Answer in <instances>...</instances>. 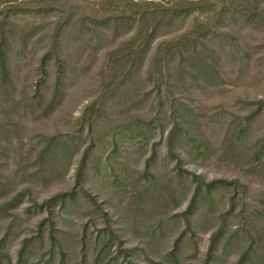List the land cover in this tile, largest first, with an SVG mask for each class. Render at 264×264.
Wrapping results in <instances>:
<instances>
[{"label":"rangeland","instance_id":"obj_1","mask_svg":"<svg viewBox=\"0 0 264 264\" xmlns=\"http://www.w3.org/2000/svg\"><path fill=\"white\" fill-rule=\"evenodd\" d=\"M176 1L0 0V264H264V0Z\"/></svg>","mask_w":264,"mask_h":264},{"label":"trees","instance_id":"obj_2","mask_svg":"<svg viewBox=\"0 0 264 264\" xmlns=\"http://www.w3.org/2000/svg\"><path fill=\"white\" fill-rule=\"evenodd\" d=\"M184 3H187L186 1H184V0H180V1H176V2H173L172 3V6H170V8H165V9H162L163 7L162 6H160V7H157V9L155 10V11H152V12H149L148 11V9H147V7H144V10H143V12H141L142 14H136V13H133V15H131L130 17V19L132 20V22L133 21H136V22H143V23H141V26H140V29L139 30H143V28L142 27H144L145 29H147V27L149 26V25H147V21L148 20H155L156 21V19H157V17H160V18H164V17H166V18H168V19H170V17H175V16H177V12H179V11H177V8L176 7H178V5H181V4H184ZM147 5H150V3L148 4V3H146V6ZM191 5V4H190ZM13 8H15V7H12L11 5H8V7H6V8H4V7H2L1 9H0V16L1 15H3V18L5 17V19H6V17L8 16V14H10V12L12 11V10H16V9H13ZM190 9L191 8H189V10H187V13L190 11ZM123 15V14H122ZM121 15V16H122ZM137 15V16H136ZM114 17V18H112L111 19V21H110V19L108 20V22H112V23H114L115 25H116V23H118L119 21L122 23V22H124V19H125V17ZM138 17V18H137ZM2 18V21H0V36H1V39H0V48H2V46L3 45H6V43L8 42V39L10 38V36H8L7 34H5V32H3L2 31V26L4 25V19ZM71 18H72V16L71 15H69V20H71ZM139 19V20H138ZM73 25L75 24V22L74 23H72ZM67 24H65L64 26H66ZM97 27V26H96ZM150 28H151V25H150ZM150 28H148V29H150ZM64 28L63 27H61V28H58L52 35H51V48L52 49H50L49 51H48V54L44 57V59L45 60H49V59H54V58H59L58 57V53H57V50H58V48L60 47V41L61 40H59V38H61L62 37V34H64L62 31H64L63 30ZM147 29V30H148ZM141 31H139V32H141ZM152 35L153 34H150L148 37L149 38H151L152 37ZM21 39H23V42H24V45L26 44V42H27V40L26 39H28L27 37H23V38H21ZM186 43V42H185ZM188 44H189V42H188ZM6 47V46H5ZM55 50V51H54ZM137 54V53H136ZM7 55H5V54H3V50L2 51H0V69H1V72L3 73V74H5V73H8L7 72V68H8V66H7V61H8V57H6ZM56 65H58V62H56ZM4 77V76H3ZM61 76H59V78H57V80H59L58 81V83L61 81V78H60ZM58 93H59V89H58V86H55V88H54V92H53V95H52V98H51V100H50V103H49V108L50 109H53L54 107H55V103H56V95H58ZM137 129H140L139 127H137ZM174 133H176L175 132V130H173V131H171V133H170V139H172L173 138V134ZM81 179H82V170H81V167L77 170V172H76V175H75V182H76V186H78L79 184H80V181H81ZM60 197H64V195H62V196H60ZM55 199V198H54Z\"/></svg>","mask_w":264,"mask_h":264}]
</instances>
